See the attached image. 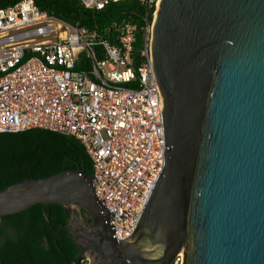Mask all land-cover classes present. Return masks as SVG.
<instances>
[{
	"label": "water",
	"instance_id": "water-1",
	"mask_svg": "<svg viewBox=\"0 0 264 264\" xmlns=\"http://www.w3.org/2000/svg\"><path fill=\"white\" fill-rule=\"evenodd\" d=\"M150 52L165 166L131 237L77 169L0 191V218L61 205L76 264H264V0H160Z\"/></svg>",
	"mask_w": 264,
	"mask_h": 264
},
{
	"label": "built area",
	"instance_id": "built-area-1",
	"mask_svg": "<svg viewBox=\"0 0 264 264\" xmlns=\"http://www.w3.org/2000/svg\"><path fill=\"white\" fill-rule=\"evenodd\" d=\"M77 1L103 10L126 0ZM139 1L154 20L160 0ZM152 25L145 28L136 72L131 23L114 24L112 43L42 11L34 0L0 9V135L46 129L80 141L119 241L135 231L165 166ZM170 264H184V258L177 255Z\"/></svg>",
	"mask_w": 264,
	"mask_h": 264
},
{
	"label": "trees",
	"instance_id": "trees-1",
	"mask_svg": "<svg viewBox=\"0 0 264 264\" xmlns=\"http://www.w3.org/2000/svg\"><path fill=\"white\" fill-rule=\"evenodd\" d=\"M19 1L0 0V9ZM34 2L42 11L81 30L97 31L112 43L117 35L114 24L131 23L136 27L132 68L138 72L146 43L145 28L153 22V10L141 1L126 0L103 10L86 8L77 0ZM68 169L83 170L92 176L94 173L91 157L76 138L46 129L0 135V191ZM66 223L64 207L56 204H38L19 214L1 217L0 264H76L83 248L62 226Z\"/></svg>",
	"mask_w": 264,
	"mask_h": 264
},
{
	"label": "flooded vegetation",
	"instance_id": "flooded-vegetation-1",
	"mask_svg": "<svg viewBox=\"0 0 264 264\" xmlns=\"http://www.w3.org/2000/svg\"><path fill=\"white\" fill-rule=\"evenodd\" d=\"M83 213V216H84V219L86 222H89L92 220V216L91 215H88L85 211L82 212Z\"/></svg>",
	"mask_w": 264,
	"mask_h": 264
}]
</instances>
